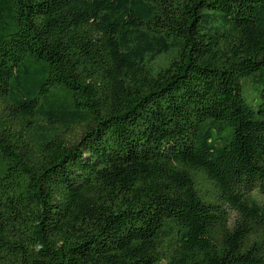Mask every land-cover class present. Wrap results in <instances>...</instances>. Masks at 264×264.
Listing matches in <instances>:
<instances>
[{"label":"trees","instance_id":"trees-1","mask_svg":"<svg viewBox=\"0 0 264 264\" xmlns=\"http://www.w3.org/2000/svg\"><path fill=\"white\" fill-rule=\"evenodd\" d=\"M0 264H264V0H0Z\"/></svg>","mask_w":264,"mask_h":264},{"label":"rangeland","instance_id":"rangeland-1","mask_svg":"<svg viewBox=\"0 0 264 264\" xmlns=\"http://www.w3.org/2000/svg\"><path fill=\"white\" fill-rule=\"evenodd\" d=\"M246 98H247V101H248V103H249L250 105H252V106H256V105H257V104L254 103V101L252 100V98H250V97H248V96H246Z\"/></svg>","mask_w":264,"mask_h":264}]
</instances>
